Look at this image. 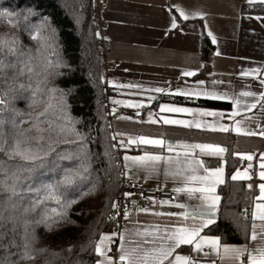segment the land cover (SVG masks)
I'll list each match as a JSON object with an SVG mask.
<instances>
[{
    "label": "snow or ice",
    "instance_id": "obj_1",
    "mask_svg": "<svg viewBox=\"0 0 264 264\" xmlns=\"http://www.w3.org/2000/svg\"><path fill=\"white\" fill-rule=\"evenodd\" d=\"M259 2L264 4V0H249V3ZM180 15L183 19H188L189 14L180 9ZM34 14V13H30ZM0 16H12L11 12H0ZM192 16H201L200 13H192ZM172 27L176 28L177 24L175 20L172 22ZM44 28L51 29L50 35L45 38V44L52 49V54H56L58 44L56 41V30L52 28L49 21L44 19L42 24L38 26L36 34L31 36V39L37 40L40 35V31ZM97 35H99L97 33ZM209 36L212 33L209 32ZM212 42L215 44V37H212ZM23 44L17 38L13 37L10 40H0V51L7 49V53L10 55H24ZM30 51V50H29ZM216 55H219L217 52ZM49 65H52V61L49 60ZM7 67L4 60L0 58V72ZM55 76L59 77L64 75L60 69L68 68L69 66L57 57L55 63ZM30 71V69H29ZM198 70H186L182 72L184 77H193L197 75ZM244 77H250L258 82L259 90H253L252 85H245L248 90H235L217 91L214 88L209 90L205 87L204 80H197L194 85H188L186 87H178L175 92L171 89H165L163 87H149L145 88L138 84L119 85V87H126L128 89H135L136 93H147L148 100H156L157 97L151 95L152 93L179 95L184 98L185 101L193 100H206V101H228L231 104V111L225 113L220 110L205 109V108H190L183 106H175L171 104H159L160 112L169 113H187L199 117H213V123H202L199 120H183V119H169L161 117L164 125H181L185 128H197L206 129L212 132H235L237 135L245 136H260L264 137V126L259 124V120L264 117V75L259 68L251 69L242 73ZM46 85V92L48 94V104L44 108V111L40 112L36 116L35 122L25 120L22 114L17 113L20 117L19 123L14 118L11 121H7L3 118L2 113L8 104L6 97L8 92L4 91L0 93V153L7 157L10 161H19L17 172L13 173L11 177V183H5V191L9 192L8 199L12 200L21 195L18 190L21 186V182L28 180L31 183L26 185L28 192L35 193V199L32 200V210L37 211L39 218L35 220L36 225H43V227L52 231L55 228L61 227L65 224L71 223L70 214L74 205H76L80 199L90 195V190L85 189L90 184V156L87 151H82L79 154L73 155L64 151L63 148H58L57 145L67 146L72 143L83 144L84 136L80 134L75 124L78 123L71 116V105L68 103V97L72 93V89H61L54 83H49L47 77L44 79ZM212 83L223 84V81L213 80ZM20 88H24L23 84L19 85ZM31 89V85H29ZM41 92L39 83L35 89H31V95L33 97L32 105L36 104L37 93ZM251 98V102L248 100H242L241 98ZM52 101L56 103L53 104ZM114 104L123 103L126 107L135 109L145 108L143 102H125V101H113ZM56 108L61 113L64 125L59 129L56 138L53 136V130L51 123L46 119L45 114L50 108ZM15 111V109H12ZM254 110H258L259 115L254 113ZM253 113V115H247ZM31 115V114H29ZM140 113L137 112V117ZM225 115L232 121V125L220 123ZM153 113L149 112L148 121H139L156 124L159 121L153 119ZM237 117H241L237 119ZM121 119H129L132 117H121ZM256 122L259 131H254L251 128L246 127V124ZM29 123L30 127L22 129V125ZM48 123V127H42V124ZM6 126H10L11 132L6 131ZM35 132V136H30L28 133ZM68 132L77 137L76 141L59 139V134ZM121 137L126 134L117 133ZM116 135L112 137V140L116 139ZM45 144L47 147H45ZM121 147H129L131 145L136 146H152L159 149L160 153L166 149L168 155L154 154L147 149L143 151L141 155H124V168L126 169L124 175L130 179H135L137 173H143L144 179L150 176H156L160 172L161 165H164V175L166 178L171 177L173 180L180 179L183 182V187H174L173 191L176 193H186L188 198L194 197L199 194L197 199L200 201L201 211H198L195 215L188 212H181L180 215L187 220L191 215L193 223L191 225L181 226H161L153 225L151 230L145 229L143 231L137 230L135 236L143 237V240L131 241L134 246H126L127 234L125 233H111L101 234L100 238L96 242L89 241L92 246L94 255L96 257L95 264H196L195 258L189 255L180 254L182 252V246H192V252L199 256L202 254V258H210L213 254L220 256L221 253L230 256L232 259L238 261V264H245V257L247 264H264V243L259 246L249 247L248 244L244 245H229L222 244V237L210 236L204 233L205 229H210V226L216 223L217 209L221 197L216 194L217 186L223 184L224 181V169L222 167L210 168L205 165L202 158L198 157H221L227 149L223 146L214 143H187L179 141L173 144L164 138H149L145 135L131 136L128 135L126 139H121L119 142ZM117 145L113 144L115 148ZM181 148L184 150L183 157L180 153L175 156L172 155L175 149ZM198 150V151H197ZM243 158L252 161L253 156L251 154L243 155ZM262 162L260 163L259 179L264 181V153L261 154ZM2 163V162H0ZM251 167V164H249ZM201 172L203 174H201ZM231 179L236 180H250L247 171L241 173L237 171L232 175ZM92 188L95 185L91 186ZM248 187L251 189L252 185ZM259 196L258 202L255 204L252 212V219L261 221V240L264 241V182L258 185ZM132 193L125 192L124 196L129 197ZM152 200V198H149ZM49 203L55 204V207L49 208ZM155 204L156 201L152 200ZM161 206L169 205L173 206L171 201H160ZM177 208L185 209L186 204L177 203L174 205ZM15 208V205H12ZM111 207L116 210V214H120V206L113 202ZM133 208L137 211L148 212L149 209L145 207H139L133 204ZM124 219H128L130 213L127 206L123 211ZM155 215H167L176 216L175 212H157ZM257 225L253 223L251 241H257ZM15 231V228H13ZM27 231V229H26ZM119 235L121 244L119 247L118 258H114L111 255L112 237ZM247 239V231L245 233ZM152 237L151 240L147 239ZM7 238L5 233L4 239ZM38 238L35 235V229H32L31 238L26 235L24 243L20 246L21 251L17 253L20 260L30 261L36 257L33 254L35 251L41 253L46 252L47 249H36L35 243ZM149 244L151 247L145 248L143 245ZM14 244H10L11 248ZM207 248L209 251H204ZM84 245L81 246V251H85ZM180 250V251H178ZM72 251L71 248L68 249ZM7 252V249H6ZM0 264H14L11 259V253L5 255L3 260H0ZM79 264H84L80 261ZM212 264H216L215 260H212Z\"/></svg>",
    "mask_w": 264,
    "mask_h": 264
},
{
    "label": "trees",
    "instance_id": "obj_2",
    "mask_svg": "<svg viewBox=\"0 0 264 264\" xmlns=\"http://www.w3.org/2000/svg\"><path fill=\"white\" fill-rule=\"evenodd\" d=\"M11 12L12 16H0V40L17 38L23 44L24 55H10L7 49L0 51L7 65L0 72V93L7 91L8 104L2 113L5 120L16 119L19 123L22 114L25 120L35 122L38 113L44 111L48 104V94L45 90V77L61 89H72L68 97L71 105V116L78 121L76 130L84 136L83 144L72 143L67 146L57 145L73 155L87 151L90 156V184L85 189L90 195L80 199L73 206L70 214L71 223L46 230L43 225H36L39 218L37 211L32 210V200L35 193L28 192L26 185L31 181L21 182L18 189L20 196L8 199L5 183H11L13 173L17 172L19 161H10L0 153V260L11 253L14 264H95V255L89 241L96 242L101 234L113 233L116 225L115 209L111 207L117 202L122 189L121 152L113 148L115 140L111 129V120L105 110L103 94L106 89L105 61L100 56L99 38L95 25V11L91 0H0V12ZM34 13V14H30ZM47 19L56 30L58 49L52 54V49L45 44V38L51 29L40 31L37 40L31 39L36 34L38 26ZM203 58L206 65L201 73L204 77L209 69V61L214 53V46L203 34ZM30 50V51H29ZM61 58L69 67L60 69L64 75L55 76V63ZM49 60L52 65H49ZM30 69V71H29ZM39 83L41 92L37 93L36 104L32 105L31 89ZM23 84L24 88L19 85ZM31 85V89H29ZM162 100L179 104L199 105L210 108L229 109L230 104L218 101H185L181 98L161 97ZM55 104V101H52ZM4 107V106H0ZM12 109H15L13 111ZM31 114V115H29ZM51 123L53 136L56 138L59 129L64 125L58 109L50 108L45 117ZM48 127V123L42 124ZM22 129L30 127L25 123ZM6 131L11 132L10 126ZM35 136V132L28 133ZM226 146L225 160L226 181L219 188L221 197L216 223L204 233L222 237L223 244H245L248 241L250 227V212L257 188L250 181L231 179L240 165V159L234 150V138ZM59 139L76 141L77 137L68 132L59 134ZM45 147L47 145L45 144ZM219 158H205L208 167L220 164ZM251 184V189L248 185ZM95 185L94 188L91 186ZM15 205V208L12 205ZM49 208L55 204L49 203ZM15 228V231H13ZM38 238L36 249H47L46 252L35 251L34 260H20L17 253L25 237L30 239L32 229ZM27 229V231H26ZM247 231V239L246 233ZM5 233L7 238L4 239ZM14 244L11 248L8 246ZM84 245L86 250L81 251ZM72 251L69 252L68 249ZM7 249V252H6Z\"/></svg>",
    "mask_w": 264,
    "mask_h": 264
},
{
    "label": "crops",
    "instance_id": "obj_3",
    "mask_svg": "<svg viewBox=\"0 0 264 264\" xmlns=\"http://www.w3.org/2000/svg\"><path fill=\"white\" fill-rule=\"evenodd\" d=\"M104 6L103 18L106 23L105 29L99 33L98 38L104 39L109 43L108 61L110 66L106 75V83L120 91V97L114 98L116 101L125 102H143L145 108L135 109L126 107L123 103L114 104V114L111 122L113 134L124 133V137L116 135L119 140L126 139L128 135L137 136L145 135L149 138H164L167 141L176 144L179 141L187 143H214L226 148L234 138V150L236 156L240 159V165L237 171L243 173L247 171L251 176L250 181L254 183L257 192L254 195L253 204L250 212V227L248 241L249 247L259 246L264 241L261 240V221L252 219V212L259 196L258 185L264 181L259 179L260 163L262 162L261 154L264 153V137L237 135L235 132H212L206 129L185 128L181 125H164L161 117L169 119L199 120L202 123H213V117H199L187 113H169L160 112L159 104H171L190 108H205L224 111H231V104L228 101H218L230 104L229 109L210 108L199 105L179 104L162 100L161 97L181 98L179 95L170 93L157 94L156 100L149 101L147 93H136L135 89L119 87L121 80L128 81L129 84L142 85L145 88L163 87L171 89L172 92L178 87L194 85L197 80H204L203 87L217 91L248 90L245 85H252L253 90H259L258 82L250 77H244L243 72L259 68L264 75V15H246L243 13L245 5L250 4L249 0H101ZM252 4H261L259 2ZM180 9L189 14L188 19H183L180 15ZM192 13H200L201 16H192ZM175 20L177 27H172ZM209 32L212 36H209ZM203 34H205L212 45L214 53L209 61V69L202 77L201 73L206 65L203 58ZM215 37L216 43L212 42ZM219 55H216V53ZM186 70H198L197 75L193 77H184L182 72ZM213 80L223 81V84L212 83ZM242 100L251 102V98L242 97ZM203 100V99H200ZM196 101V100H193ZM140 115L137 117V112ZM153 113V119L158 120L156 124L139 122L148 121L149 112ZM259 115L258 110H254ZM247 115H253L248 113ZM121 117H132L121 119ZM241 117H237L240 119ZM228 126L232 125L225 115L219 121ZM259 124L264 126V117L259 120ZM254 131H259L256 122L245 125ZM132 149H138V152H132ZM147 149L154 154L168 155L165 149L160 153L159 149L152 146H129L122 155L121 163L124 168V155H141ZM198 151V150H197ZM180 153L183 157L184 150L177 148L172 155ZM251 154L252 161L243 158V155ZM226 152L221 157H198L202 158H219L220 164L215 167L224 169V181H226ZM205 163V161H204ZM251 164V167H249ZM206 165V164H205ZM207 166V165H206ZM164 165H161L160 172L156 176H150L144 179L143 173H137L135 179L128 180L142 184V188L169 190L174 193L172 201L173 206L153 204L148 212L134 211L128 219H125L126 228L122 233L127 234L126 246H134L131 241L143 240V237L135 236L137 230H151L153 225L163 226H181L191 225L193 220L191 215L187 220L180 215L181 212H188L195 215L201 211L200 201L196 194L191 199L186 193H176L174 187H183V182L178 178L173 180L171 177L166 178L164 175ZM235 172V173H236ZM234 173V174H235ZM201 174H203L201 172ZM233 174V175H234ZM225 183V182H224ZM223 183V184H224ZM217 186L216 194L219 195ZM220 196V195H219ZM135 197H139L138 194ZM177 203L186 204L185 209H180L174 205ZM220 204V202H219ZM219 207V205H218ZM157 212H175L176 216L155 215ZM218 212V209H217ZM217 219V215L215 217ZM257 225V241H251L252 225ZM206 230V229H205ZM204 230V231H205ZM211 236V235H210ZM147 239L151 240L152 237ZM121 240L119 236L112 237V252L114 258H118ZM223 244V243H222ZM244 245V244H236ZM145 248L151 247L149 244L143 245ZM180 251V250H178ZM204 251H209L205 248ZM180 254L189 255L193 258H202V254L192 252V246H182ZM215 260L216 264H238V261L230 256L221 253L220 256L213 254L210 257ZM205 264V263H200ZM212 264V263H211ZM245 264L246 257H245Z\"/></svg>",
    "mask_w": 264,
    "mask_h": 264
},
{
    "label": "built area",
    "instance_id": "obj_4",
    "mask_svg": "<svg viewBox=\"0 0 264 264\" xmlns=\"http://www.w3.org/2000/svg\"><path fill=\"white\" fill-rule=\"evenodd\" d=\"M92 5L95 11V25H96V31L99 34L105 29L106 23L103 18V12H104V6L101 2V0H91ZM243 13L246 15H256V16H263L264 15V4H248L245 5L243 8ZM99 44V50H100V56L105 61V66L108 71V68L110 66V62L108 61V52H109V43L106 42L104 39H100ZM122 85H128L129 82L125 80H121ZM120 97V91L117 88H114L110 85H106L105 92L103 94V101L105 110L112 122L113 114H114V104L113 99ZM120 140L118 138L115 139L114 144H116L117 150L121 152V156L124 154L126 149L128 147H121L119 144ZM138 149H132V152H138ZM122 159V157H121ZM130 192L132 193L131 196L125 197L124 193ZM138 194L139 197H135V195ZM149 198H152V200H155V204H160V201H173L174 199V193L169 190H156V189H147L142 188V184L140 182L134 183L128 178L125 177L124 172L122 170V189L119 199L117 200V204L120 206V214H116L115 210V218H116V225L114 227L113 232L119 234L122 233L125 228V219L123 217V211L124 207L127 206L129 213L136 211V208H133V204L139 207H145L150 209L153 205L152 200ZM119 236V235H117ZM196 264L205 263V264H211L212 260L210 258H195Z\"/></svg>",
    "mask_w": 264,
    "mask_h": 264
},
{
    "label": "rangeland",
    "instance_id": "obj_5",
    "mask_svg": "<svg viewBox=\"0 0 264 264\" xmlns=\"http://www.w3.org/2000/svg\"><path fill=\"white\" fill-rule=\"evenodd\" d=\"M98 36V35H97ZM105 71H106V74L105 75H107V69H106V67H105Z\"/></svg>",
    "mask_w": 264,
    "mask_h": 264
}]
</instances>
